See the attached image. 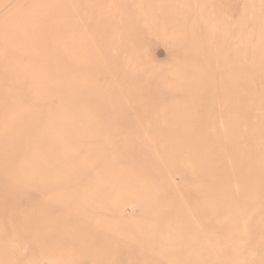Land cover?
Segmentation results:
<instances>
[{"label": "rangeland", "instance_id": "1", "mask_svg": "<svg viewBox=\"0 0 264 264\" xmlns=\"http://www.w3.org/2000/svg\"><path fill=\"white\" fill-rule=\"evenodd\" d=\"M0 264H264V0H0Z\"/></svg>", "mask_w": 264, "mask_h": 264}, {"label": "bare ground", "instance_id": "2", "mask_svg": "<svg viewBox=\"0 0 264 264\" xmlns=\"http://www.w3.org/2000/svg\"><path fill=\"white\" fill-rule=\"evenodd\" d=\"M182 162V161H181ZM184 162V161H183ZM191 163V162H190ZM180 165V164H179Z\"/></svg>", "mask_w": 264, "mask_h": 264}]
</instances>
